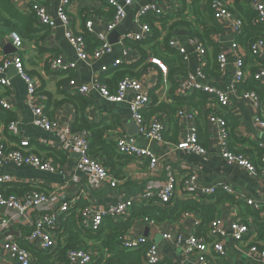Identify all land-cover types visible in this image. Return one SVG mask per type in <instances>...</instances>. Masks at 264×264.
<instances>
[{
  "label": "crops",
  "instance_id": "obj_1",
  "mask_svg": "<svg viewBox=\"0 0 264 264\" xmlns=\"http://www.w3.org/2000/svg\"><path fill=\"white\" fill-rule=\"evenodd\" d=\"M12 1L22 13L29 12L32 4L39 2L46 7L49 17L56 22L54 27L37 26V29L40 30L37 38L31 41L25 40L21 51H18L11 43V31L0 25V63L4 58H11L16 53L22 56L27 74L34 79L39 95L46 98L45 102H42L46 114L51 120L58 123V127L52 133L35 126L27 85L18 71L15 74L11 68L5 75L10 80L11 86H0V145L8 151L22 150L26 154L36 155L51 161L56 171H40L31 167L18 168L12 165L1 169L3 173L9 174L15 179L13 185H28L38 189V191L48 192L50 205L47 210L38 213L39 215L33 213L28 220L14 219L11 225L3 231L0 235V264H20L3 248L9 241L16 242L22 248L30 250L34 263L40 264L36 254L40 256L42 252H40L38 245L29 241L34 229L32 221H37L41 214L58 208L62 203L72 201L81 207L93 206L95 209H109L126 200H138L145 195H152L155 199L151 202L148 201V205L149 203L160 205L157 200L158 195L171 177L176 180L174 193V200L176 201H187L196 197L195 199L201 201L202 204L212 205L217 202L218 195L227 193L240 203L233 205L222 202L217 205L215 220L223 221L227 230L224 239L226 254L221 257L215 256L214 264H264L262 258L249 256V250L253 245L264 248V229H262V225H264V178L250 175L235 165L227 164L221 158L219 129L208 119L211 109L210 106L208 110L209 104L206 109L189 105L179 106L175 99L177 92L172 93V84L169 78L167 79L168 82L165 83L163 73L156 65L151 64L150 67L144 69L145 71L143 70L145 65L133 69V67L140 65L142 59L140 50L133 46H125L128 53L124 56V48L120 45V41L125 36L142 32L137 19V11L141 7L157 5L167 13L163 18L170 17L178 10H182L185 20L194 26H200L198 21L202 23L212 16L209 0H136L131 7L126 8L127 18L112 32H109L108 24L116 12L113 6L105 0H71L69 14L72 30L76 34L83 35L87 30V23L91 22L93 32L90 33L88 30L87 32L97 40L99 35H105L113 47L111 53L103 55L97 61L87 63L78 60L73 46L65 36V28L59 21L57 14L59 0ZM118 1L123 5L124 0ZM223 1L231 9L235 8L236 0ZM198 12L201 13L202 17L197 16ZM181 20L177 19L175 23H179ZM173 23V21L168 22L166 28H163L161 23H155V28L159 30L161 35L160 41L169 35ZM221 26V34L214 35L212 39L215 41L217 36L216 39L221 42L218 44L219 52H228V66L224 72L217 69L213 74L206 73L203 77H198L199 61L197 56L192 54L188 28L180 26L173 31V35L187 49L190 55L189 60L186 61L188 72L197 77V82L201 85L214 87L229 96V107L221 109L220 113L228 126L230 150L235 153H246L253 163L258 165L262 154L260 144L264 145V129L260 128L257 122L258 118L263 116L262 108L256 106L252 100L243 99L240 95L247 92L245 90L249 86L246 84L250 82V78L244 86L240 87V91L238 87L237 92L233 90L236 56L232 51L230 52L231 41L233 40L232 23L225 22ZM200 28L202 29L201 26ZM181 31H187L188 35L179 36ZM153 34L155 33L153 32ZM9 45H12V50H16L15 53L7 52ZM151 47L146 45L145 49L148 56L155 57ZM169 57L170 59L175 58L170 55ZM57 59H62L65 64L76 63V68L65 72H56L52 69V64ZM210 59L217 60V56L214 57L211 47L207 50L206 64H209ZM118 60L124 62L121 66L123 69H133L136 74L140 73L141 70L144 71L138 76H133L136 78L143 77L145 85H151L149 91H152L150 94L152 104L144 112L153 105L154 100H157L158 105L165 104L169 109L173 108V112L171 114L165 113L167 116L158 115L167 127L164 141H151L139 133V128L133 120L129 103L134 96L132 92L127 94V100L122 103L109 102L98 91H92L88 96H84L89 100L86 117L90 123L108 125L113 128L108 134L110 141H115L119 135H125L133 140L137 146L148 149L158 158L157 165L152 168L148 160L119 159L120 153H118L113 159L114 167L112 168L115 175L109 169L113 181H116V186L106 183L98 187L81 166L79 153L68 150L64 140V130L72 127L76 121V107L70 103H64L61 106L56 105V103L64 101L68 93L77 95L71 90L70 81L72 80H76L78 84L91 85L94 82L101 83V80L104 79L107 87H110L107 82L113 78L112 71L117 70L111 68L102 73V69L103 67H111ZM245 69L255 72L257 70L255 62L247 59ZM211 70L212 68H210ZM262 85L264 86V84ZM259 99L264 103V95H260ZM1 102L7 103L10 109L2 108ZM183 108L188 109L193 119L189 117L190 115L183 118L178 116V112ZM9 117L16 118L14 121L18 124L15 131L9 129L10 124H6ZM194 123L198 128L199 144L207 151L205 155L177 149L178 144L187 139ZM190 170L195 171L198 177L196 188L192 190L185 185ZM116 172H121L120 178L115 177ZM212 186L219 188L217 195L202 200V196H200L202 189ZM221 186L230 189L231 193L224 191ZM249 200L254 201L261 208L257 210L256 207L249 205ZM1 216L12 217L13 213L0 209ZM238 220L250 226V234L243 242L235 240L231 229L232 224ZM126 221L127 219H121L119 222L124 223ZM201 222L203 224L204 220L196 213H190L189 216L184 214L177 222H162L153 225L146 222V219H138L126 232L125 237L127 240L140 237L148 238L151 244L158 247L161 257L160 264H200L195 258L186 254L183 249L184 242L179 243L177 237L181 235L186 239L191 234H198L199 237L205 238L198 229ZM76 231L79 234L76 241L88 245L89 251L94 255L95 264H108V259L114 255L103 249L100 242L89 239L87 232ZM54 233L57 238V232L54 231ZM165 235L171 236L172 239H165ZM69 237L65 234L63 240L60 241V246L63 249L70 244ZM143 263L146 264L145 258ZM54 264L61 263L54 258Z\"/></svg>",
  "mask_w": 264,
  "mask_h": 264
},
{
  "label": "built area",
  "instance_id": "obj_2",
  "mask_svg": "<svg viewBox=\"0 0 264 264\" xmlns=\"http://www.w3.org/2000/svg\"><path fill=\"white\" fill-rule=\"evenodd\" d=\"M58 7V19L65 28V36L73 46L77 58L81 62L97 61L103 55L111 53L113 50L112 45L108 42L105 35H99L98 40L101 42V46L89 53L87 50V41L80 35L76 34L71 28V17L69 14L71 7V0H59ZM108 4L116 9L114 17L108 24L109 32L116 30L127 18L126 8L131 7L136 0H124L123 5L118 0H105ZM251 9L256 14L255 23L264 26V2L263 0H249ZM32 10L36 13L40 25L45 27H54L56 22L52 20L47 12L45 6L39 2L32 4ZM209 8L212 11L215 19L223 24L225 22L232 23L233 40L231 41V50L236 56L235 63V78L233 82V90L237 92V87L244 84L247 80L254 79L255 81L264 84V39L259 38L254 41H250L246 46H242L238 38L243 34L245 22L234 13L231 7L223 0H209ZM148 15H152L157 18H162L167 15L165 11L159 8L157 5L143 6L137 11V19L142 29L141 33H132L124 37L120 41V45L124 48V56L127 55L128 50L125 48L127 41L144 42L149 40L153 36L151 26L142 21V18ZM87 30L92 33V23H87ZM217 37V36H216ZM215 37V41L221 44ZM10 41L16 47L18 51H21L24 47V40L22 37L11 32ZM192 48V54L196 55L199 61L198 77L204 76V69L207 63V50L203 42L200 39H192L189 41ZM169 47L180 55L184 56L185 62L189 60V53L185 46L179 41L178 38H172L169 41ZM228 52L220 51L217 56V65L221 72H224L228 66L227 60ZM251 57L256 64L257 70L250 72L245 69L247 59ZM149 63L156 65L163 73V81L168 82L169 68L162 60L150 57ZM124 64L122 60H118L110 67H103L102 73L107 72L109 69H117ZM11 68H15L22 79L27 85V92L29 101L32 104L34 124L35 126L47 131L55 132L58 123L51 120L45 112V107L42 102H45L46 98L39 95L38 87L32 77H30L26 70L22 56L20 54H14L13 57H6L0 63V86H11L10 80L6 78V72ZM76 63L65 64L62 59H57L52 64V69L56 72H65L70 69H75ZM71 90L73 93L82 96H88L92 91H98L101 96L112 103H122L127 100V94L132 92L134 94L133 99L129 102L133 120L139 128V133L151 141L163 142L164 134L166 132V123L158 116H154L147 120L143 112L152 104L149 88L151 85L146 86L143 77H127L123 79L117 87V90L112 93L106 85L100 82H94L91 85L78 84L76 80L70 81ZM195 91H201L213 96L208 105V109L211 106L209 113V121L216 125L219 129V146L221 149V158L229 165H235L238 168L246 171L250 175L261 176L264 178V145L260 144L262 150L261 160L258 165L254 164L251 158L246 153H235L230 150L229 147V131L228 126L222 114L221 109L228 108L230 105L229 96L223 92L208 85H201L197 82V77L190 73L183 79L180 84L177 94L180 96H186ZM243 99L252 100L256 106L262 108L263 116L259 117L257 122L259 127L264 129V103H262L258 95L254 92H243L240 94ZM216 102H213L214 99ZM1 107L5 110H9L10 106L1 102ZM189 114L187 108H183L178 112V116L183 118ZM193 119L192 114L189 116ZM17 122L14 121L9 125L11 131H15L17 128ZM66 127V126H64ZM64 140L67 144V149L79 153L81 156L80 163L83 169L87 172L88 176L96 183L98 187L111 183L112 186H116V181H113V177L110 174L108 168L103 163L90 154V138L86 134H73L71 127L64 130ZM117 145V151L121 155H125L131 159H137L138 161L148 160L150 167L154 168L158 163V158L155 157L148 149L137 146L133 140H130L125 135H119L115 141ZM180 151H187L198 155H205L207 151L199 144L198 128L194 123L190 128V132L186 140L180 142L177 146ZM12 165L18 168L31 167L40 171L55 172L56 168L51 161L44 160L36 155L26 154L22 150L8 151L0 145V185L14 184L15 179L9 175L3 173L1 169ZM198 177L195 171H188V175L185 180V185L188 189L192 190L196 188ZM223 187V186H221ZM176 180L171 177L162 192L158 195L157 200L160 205L164 206L173 203L175 199ZM218 187H206L201 191V195L204 198H210L218 193ZM223 190L231 193V190L223 187ZM196 197H193L195 199ZM152 195H145L138 200H126L120 202L116 206H112L109 209H95L93 206L79 211V215L83 218V225L86 229L99 230L106 218H111L115 222H119L121 219H127L130 216L132 206L135 204H148V201H152ZM248 204L256 207L257 210L261 208L254 201L249 200ZM50 205V194L46 191L32 190L23 196H5L0 191V209H5L13 213L12 217H0V235L3 231L11 225L14 219L28 220L33 213H41L47 210ZM75 203L68 201L62 203L58 208L49 210L48 213L41 214L40 218L33 222L34 229L29 237V241L38 245L41 251L46 253H53L58 245V238L54 231H57L60 226L61 217L68 213ZM38 214V215H39ZM189 216L190 213H186ZM150 225L155 224L153 221L146 219ZM199 224V223H198ZM208 238L199 237L195 234L187 236L185 239L179 235L177 240L179 243L184 242V251L190 257L195 258L200 264H214L213 260L215 256H223L226 254L224 239L227 234V230L223 221L214 220L210 224ZM231 229L233 236L237 242H243L245 238L250 234V226L247 223L241 221H235ZM165 239H172L171 236L165 235ZM123 247L129 250H136L140 247L151 244L146 237H140L138 239L127 240L124 236L122 238ZM3 248L8 251L11 257L20 264H34L33 256L30 250L22 248L18 243L9 241ZM250 257H259L264 260V248L258 245H253L249 250ZM70 264H95L94 255L91 251L83 250H70L67 254ZM146 264H160L161 257L158 247L151 244L146 251L145 256Z\"/></svg>",
  "mask_w": 264,
  "mask_h": 264
},
{
  "label": "trees",
  "instance_id": "obj_3",
  "mask_svg": "<svg viewBox=\"0 0 264 264\" xmlns=\"http://www.w3.org/2000/svg\"><path fill=\"white\" fill-rule=\"evenodd\" d=\"M232 11L236 12L238 16H240V18L245 22L244 32L238 38V41L242 46H246L250 41H254L259 38L264 39V26L255 23L256 14L251 9L249 0H236L235 8L232 9ZM197 16L199 18L202 17L200 12H198ZM177 19L182 20L179 23H175ZM142 21L149 24L152 28V31L154 30L153 32L155 34H153L151 41H149V39L144 42H126L127 46L135 47L137 50H140L142 54L140 65L133 67V69L145 65L143 66L144 70L151 66V63H148V59H150V56H148L145 46H152L151 51L153 53V56H155V58L161 59L162 62L169 68L168 78L170 83L172 84V93L177 92L181 82L189 73L188 67L184 60V56L180 55L179 52L169 47V41L174 37L173 31H175L180 26L187 27L189 30L190 40L200 39L206 47V50L211 47L213 49L214 57L218 56V43L213 41L212 38L214 35L221 34L222 26L215 19L213 13L208 20H204L202 23L198 21L202 29L199 25L194 26L192 23L185 20L182 10H178L172 16L162 19H157L152 15H148L143 17ZM171 21H173L174 23L172 24L169 35L162 41H160L161 35L159 30L155 28V23H161L163 28H166L168 22ZM0 25L6 29H9L11 32L19 34L24 41H31L36 39L40 32V30L37 29V26H39L40 23L38 21L36 13L32 10V8L29 12L22 13L16 8L12 0H0ZM82 36L87 41V50L89 53H92L100 47L101 42L90 35L87 30H85ZM169 55L175 58L170 59ZM248 60L252 61L253 59L249 57ZM210 68H212L211 71ZM133 69H123L122 67L117 68V71L113 69V78L112 80L107 82V84L110 86L108 87L109 90L114 93L117 90L118 84L123 79L127 78L128 76H138L141 72L145 71L141 70L140 73L136 74L134 73ZM217 69L219 70L217 60L210 59L209 64H207L204 69V73L213 74ZM246 82L238 86L239 91L240 87L244 86ZM101 84L106 85L104 79L101 80ZM247 85L249 87L245 91L256 92L258 95H264V86L254 79H251L250 82L246 84V86ZM212 98L213 96H211L210 94L201 91H195L187 97L179 96L177 94L175 96V99L179 106L189 105L195 108L204 107V109H206L207 105L210 104L209 101ZM216 101L217 99L215 98L213 102ZM64 103H70L76 107L77 118L74 125H72L71 127V132L73 134L88 135V137L90 138L91 156L99 159L103 163V165L106 168L110 169L114 174L112 168L114 167L113 159L118 155L119 152L117 151L116 143L112 140L110 141L108 137L109 131L113 128H110V126L108 125H93L90 123V121L86 117V110L89 106L88 98L82 95H71L68 93L66 99L62 102L56 103V105L61 106ZM172 112L173 108L169 109V107H167L165 104L158 105L157 100H154L153 105L148 110L143 112V115L147 120H149L156 115L163 114L165 116V113L171 114ZM14 119L16 118L9 117L6 120V124H11L12 122H14ZM118 157L119 159H131L126 157L125 155L120 154L118 155ZM120 173L116 172L115 177L120 178ZM32 190L38 189L32 188L28 185H0V191L5 196H23ZM204 199L206 200V198L202 197V200ZM217 199V202L212 205H204L197 199H191L187 201H174L173 203L164 206L150 203L149 205L135 204L134 206H132L130 216L127 218L126 222L120 223L115 222L111 218H106L99 230L86 229L84 227L83 218L79 215V211H82L89 206L81 207L79 206V204H75V206L68 213L64 214L60 219V227L56 231L58 245L54 253H48L50 255H47L45 254L46 252L44 253V251H40L42 253H40V256L36 254V258L39 260L40 264H54V258H56V260L61 264H70L67 257V254L70 250H90L86 243L82 244V242L76 241L79 235L76 230H79L82 232H87L89 234V239L94 240L95 242H100L103 249H106L110 254L114 255L112 258L108 259V264H144L143 260L146 256V251L149 249L151 244L144 245L139 249L133 251L123 247L122 238L126 235V232L133 226L135 220L149 219L154 223L177 222L186 213H196L204 220L203 224L201 222L198 225L199 232L202 233V235L205 236L207 240H210L207 237V234L209 233L210 224L216 218L215 215L217 205L221 204L222 202L230 203L233 205L240 204L233 196L228 195L227 193L223 195L220 194V196L218 195ZM263 226L264 225H262V229H264ZM65 234L68 237L70 236V244L63 249L60 246V241L63 240ZM197 236L199 235L197 234Z\"/></svg>",
  "mask_w": 264,
  "mask_h": 264
},
{
  "label": "water",
  "instance_id": "obj_4",
  "mask_svg": "<svg viewBox=\"0 0 264 264\" xmlns=\"http://www.w3.org/2000/svg\"><path fill=\"white\" fill-rule=\"evenodd\" d=\"M118 34V33H117ZM177 34V33H176ZM179 36H185V35H188V32L187 31H181L179 34H178ZM12 48V45H9L8 47H7V52H13V53H15L16 52V50H12L11 49ZM11 52V53H12ZM7 54H10V53H7ZM11 71H14V73L15 74H17V70H15L14 68L11 70Z\"/></svg>",
  "mask_w": 264,
  "mask_h": 264
},
{
  "label": "rangeland",
  "instance_id": "obj_5",
  "mask_svg": "<svg viewBox=\"0 0 264 264\" xmlns=\"http://www.w3.org/2000/svg\"><path fill=\"white\" fill-rule=\"evenodd\" d=\"M163 18V17H162Z\"/></svg>",
  "mask_w": 264,
  "mask_h": 264
}]
</instances>
